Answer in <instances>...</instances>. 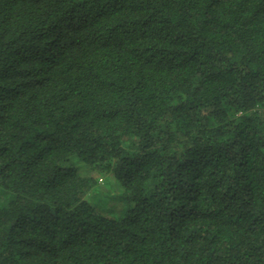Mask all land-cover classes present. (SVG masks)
Masks as SVG:
<instances>
[{
	"label": "trees",
	"instance_id": "trees-1",
	"mask_svg": "<svg viewBox=\"0 0 264 264\" xmlns=\"http://www.w3.org/2000/svg\"><path fill=\"white\" fill-rule=\"evenodd\" d=\"M0 264H264V0H0Z\"/></svg>",
	"mask_w": 264,
	"mask_h": 264
},
{
	"label": "rangeland",
	"instance_id": "rangeland-1",
	"mask_svg": "<svg viewBox=\"0 0 264 264\" xmlns=\"http://www.w3.org/2000/svg\"><path fill=\"white\" fill-rule=\"evenodd\" d=\"M104 182V181H103ZM100 183L101 190L105 191V189L102 187L104 183ZM119 192L120 187L117 185L116 188H113L112 193H100L94 191L87 197V201L96 207L99 211L105 213L108 210L112 209L113 207H118L120 205L119 201Z\"/></svg>",
	"mask_w": 264,
	"mask_h": 264
}]
</instances>
